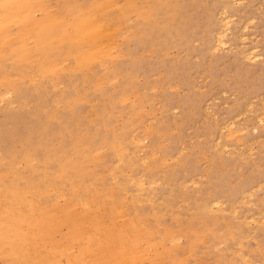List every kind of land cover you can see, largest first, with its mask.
I'll list each match as a JSON object with an SVG mask.
<instances>
[{
	"label": "rangeland",
	"instance_id": "obj_1",
	"mask_svg": "<svg viewBox=\"0 0 264 264\" xmlns=\"http://www.w3.org/2000/svg\"><path fill=\"white\" fill-rule=\"evenodd\" d=\"M130 4L47 0L49 12L12 25L6 42L0 27V172L7 173L6 184H60L66 176L61 164L76 176L88 154L99 165L92 193L100 191L104 203L115 196L136 222L134 232L146 228L150 239L186 249L179 264H264V0H169L148 16L129 12ZM108 8L116 17L109 20L117 28L114 53H101L84 69L77 53L68 57V68H41L38 22L49 23L62 9L66 30L56 39L78 44L89 28L87 15L103 17ZM227 15L233 31L221 48L217 37ZM249 51L260 57L250 61ZM66 94L79 101L72 110ZM232 131L240 135L232 139ZM51 138L57 149L50 148ZM199 233L202 241L191 251L188 239L197 241Z\"/></svg>",
	"mask_w": 264,
	"mask_h": 264
},
{
	"label": "bare ground",
	"instance_id": "obj_2",
	"mask_svg": "<svg viewBox=\"0 0 264 264\" xmlns=\"http://www.w3.org/2000/svg\"><path fill=\"white\" fill-rule=\"evenodd\" d=\"M129 1L131 3L128 8L129 12H136L139 15L146 13V16L148 14L154 15L163 10V5L169 2V0H151V9H149L148 5H137L138 0ZM230 1L233 4L236 2L239 4L243 0ZM52 10L50 12L53 13ZM43 11L44 13H46L45 11L49 12L47 0H4L0 11V27H5V34L1 38L2 42L8 40L14 24L29 20L35 17L37 13ZM62 15L63 11L61 9V11L53 13L52 20L49 23L41 24L38 22L37 25L39 29L37 37L39 49L36 53L42 52L45 54V60L41 63V68L45 72L61 67L63 64V66H66L65 64L70 59L68 57H72L75 53L83 55L84 63L80 62V64H82V69H84L91 67L94 60L101 53L110 55L114 53V50H117V43L113 44L115 38H117L116 24L114 21L109 22L110 18L116 19L113 16L112 8L106 9L103 17H99L97 14L87 15L89 28L81 31L82 33L85 32V39L78 44L68 43L63 45L61 43L60 45L59 39H56L58 35L66 30L67 21L61 22ZM75 16H78L77 12ZM63 18L65 19V17ZM55 20H59L61 24L56 23ZM222 21H224L222 24L224 31L219 33L217 38L219 46L226 48L229 43L228 34L233 31V23L229 15ZM29 26L31 27V25ZM90 28L92 29L91 35L89 34ZM94 31L100 32L99 35H94ZM108 37L113 38V40L110 39L112 42L104 44ZM244 39L246 40V38ZM244 39H242L243 44H245ZM28 43H30V40ZM219 46H217V49H220L218 48ZM217 49L215 50L217 51ZM249 52L250 54H247L249 55L247 58L251 59L250 61L260 57L255 55L253 51ZM72 72L74 71H70V73ZM75 74L76 72L69 75V80H75ZM8 78L9 80L11 79L7 75L5 79L7 80ZM36 78L39 77L37 76ZM71 84L75 85L73 82ZM5 97L1 96V98ZM41 100L40 102L38 101V106L42 104ZM64 102L65 106H68V109L70 108L69 110H72L71 108L79 103L70 94L64 96ZM73 114L76 115V112ZM259 123L264 127V118H259ZM124 128L128 132V127L125 126ZM127 132L125 138L129 135ZM236 134L238 135L239 133L236 131L231 132L232 139L236 137ZM51 140L50 148L57 149L54 140L52 138ZM143 141L145 142V140ZM217 144L219 145V143ZM114 145L117 148L122 145V141H117ZM125 154L126 152L121 153V157L123 158ZM139 155H141V152ZM83 157H85L84 163L78 164L79 166L76 165L78 166L75 169L78 174L76 176L70 175L69 167L61 164V173H65L66 176L60 184L63 185V188H66V192L61 190L58 182H50L43 189H37L31 185L22 186L20 183L7 185V173L0 172V264H168V261H172L173 264H179L180 256L186 249L182 250L183 248L181 247V249L175 242L172 243V247H167L169 239L160 241L150 239L149 231L146 228H141L139 232H134L132 225H135L136 222L132 223L128 219L129 216L123 211L125 207L121 209L118 206L114 199L115 196L112 197L113 199L110 198L111 201H107L108 203H104L100 191L92 193L90 184L95 180L93 171L99 166L97 164L98 160L88 154ZM143 163L146 164V162ZM111 171L114 172L113 169ZM115 178L117 177L115 176ZM136 193H138L137 190ZM54 197L55 199H53ZM126 199H128L127 196ZM203 211L205 216H207V206L203 208ZM231 214L236 215L235 211ZM171 233L175 234L172 231ZM197 237V241L188 239L187 246L191 251H196L202 241L201 233L197 234ZM245 258H243L244 260L242 259L243 262H251V259L249 261Z\"/></svg>",
	"mask_w": 264,
	"mask_h": 264
}]
</instances>
